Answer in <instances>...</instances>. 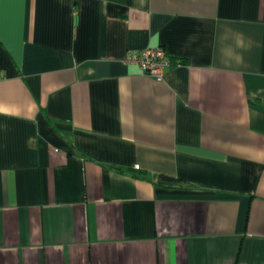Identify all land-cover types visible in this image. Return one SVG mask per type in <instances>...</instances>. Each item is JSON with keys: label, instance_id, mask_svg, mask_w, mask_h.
<instances>
[{"label": "crops", "instance_id": "crops-1", "mask_svg": "<svg viewBox=\"0 0 264 264\" xmlns=\"http://www.w3.org/2000/svg\"><path fill=\"white\" fill-rule=\"evenodd\" d=\"M0 264H264V0H0Z\"/></svg>", "mask_w": 264, "mask_h": 264}, {"label": "built area", "instance_id": "built-area-1", "mask_svg": "<svg viewBox=\"0 0 264 264\" xmlns=\"http://www.w3.org/2000/svg\"><path fill=\"white\" fill-rule=\"evenodd\" d=\"M126 64L136 65L141 72L157 81L164 79L167 69L179 67L182 62L174 61L163 48H145L139 52L129 51Z\"/></svg>", "mask_w": 264, "mask_h": 264}, {"label": "trees", "instance_id": "trees-1", "mask_svg": "<svg viewBox=\"0 0 264 264\" xmlns=\"http://www.w3.org/2000/svg\"><path fill=\"white\" fill-rule=\"evenodd\" d=\"M162 181L163 182H172V179L166 178V177H162Z\"/></svg>", "mask_w": 264, "mask_h": 264}]
</instances>
